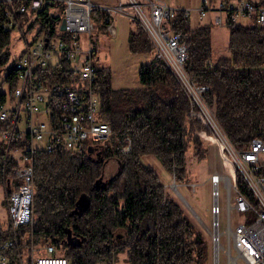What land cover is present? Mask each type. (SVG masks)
<instances>
[{"label":"trees","instance_id":"16d2710c","mask_svg":"<svg viewBox=\"0 0 264 264\" xmlns=\"http://www.w3.org/2000/svg\"><path fill=\"white\" fill-rule=\"evenodd\" d=\"M35 11L29 27L39 22L41 29L52 32L58 15L52 14L47 3ZM107 16L100 7L91 10L99 29L106 27ZM6 18L5 1L0 0V72L12 29L3 28ZM170 21L186 43L185 72L205 86L201 98L214 108L215 119L230 141L244 148L254 137L264 140V67L257 66L264 58V25L253 20L231 22L230 55L214 59L210 23L192 26L190 16L182 11ZM129 49L154 50L138 22L130 32ZM6 69L3 80L11 89L17 81L14 64ZM43 70L50 80L74 84L63 58L55 71L49 65ZM96 73L93 88L100 97L99 118L111 124L115 139L102 144L100 156L88 147L83 152L38 149L32 153V220L18 227L17 242L8 247V253L16 258L23 248L47 237L70 264H113L120 252H126L127 264H206L204 233L166 193L156 170L142 161L143 155L153 154L176 180H187V150L192 148L197 159L205 158L208 151L201 134L208 128L197 113L199 105L158 59L140 64L141 86L133 89L114 88L106 65H97ZM48 104V115H52V102ZM125 135L131 139L127 152L121 150ZM110 160L116 161V168L107 175L105 164ZM17 166L7 146L0 144V183L13 178L16 185ZM257 173L264 175V160ZM236 183L257 206L254 192L239 171ZM247 216L252 218V211ZM11 235L0 228V240Z\"/></svg>","mask_w":264,"mask_h":264},{"label":"built area","instance_id":"2783aa9c","mask_svg":"<svg viewBox=\"0 0 264 264\" xmlns=\"http://www.w3.org/2000/svg\"><path fill=\"white\" fill-rule=\"evenodd\" d=\"M4 1L7 18L1 24L5 29L17 24L21 28L22 13L32 12L44 3L48 7L49 4L60 5L61 13L51 10L53 15H58L52 32L39 27L34 43L27 41L23 53L14 63L16 85L8 88L7 92H0V144L7 146V153L13 149L23 155V160H15L18 163L15 169L17 184L7 193V230L12 235L0 240V264H70L68 257L47 237L23 248L16 258L8 253V247L17 242L18 227L32 220V153L38 149L83 152L93 143L104 144L115 139L111 124L99 118L100 97L93 88L97 75L95 57L98 40L92 32L91 10L99 6L91 0ZM102 9L108 13L106 29L109 34H113L110 23L112 11L128 14L148 35L155 57L169 68H177L179 76L183 73L187 75L184 69L186 43L181 33L172 28L170 20L178 11L190 15V8L175 6L164 0H119L116 7ZM211 9L216 12L212 19L216 25L228 27L238 16L264 25V2L261 0H219L216 4L211 0H202L200 16ZM61 58L69 63L74 84L50 80L45 72H41L47 65L55 71ZM195 85L201 97L205 86ZM44 102H52V115H45ZM197 113L258 201V205L254 206L231 175L212 172L210 180L214 203L209 232L215 247L214 262L218 264V249L222 246L220 239L224 234L227 241V247L223 248L226 264H264V175L257 173L260 156L264 153V140L254 137L246 147L237 148L219 124L215 126L206 122L205 110L200 108ZM130 146L131 139L125 135L121 150L127 152ZM220 183L226 189L227 206L226 227L222 232L219 231ZM248 211L253 213L250 219ZM234 212L237 215L235 220Z\"/></svg>","mask_w":264,"mask_h":264},{"label":"rangeland","instance_id":"374dc122","mask_svg":"<svg viewBox=\"0 0 264 264\" xmlns=\"http://www.w3.org/2000/svg\"><path fill=\"white\" fill-rule=\"evenodd\" d=\"M95 3L94 0H91ZM104 3H108V0H103ZM115 3L117 0H114ZM172 5H181L185 8H190V19L192 23L202 22L207 18H211L214 12H210L204 18H198L199 7L202 4V0H164ZM215 4L219 0H211ZM97 3V2H96ZM109 5V4H108ZM49 9L57 13H61L60 5L49 4ZM126 16H125V15ZM37 16L36 11H28L26 14H22L21 28L18 24L11 29L10 40L4 49V52L8 55L7 60L1 67L0 72V92H7L9 84L3 80V75L6 72L8 65L14 64L17 58L23 53L26 47L27 41L34 43L38 37L37 31L40 27L39 22H36L31 27L29 24ZM247 17L238 16L236 22L246 24ZM93 26L96 25L95 20H92ZM137 21L128 14L122 12L112 11L111 13V25L113 34L108 35L106 31L95 28L93 33L98 37V50L95 61L98 64L108 66L111 71V84L114 88H137L141 86L138 79V68L140 64L153 59L156 61L155 52H133L129 49V35L132 29L135 28ZM119 33H118V31ZM24 31V35L22 34ZM228 35L229 29L224 25H216L213 22L210 23V36L212 57L229 56L230 50L228 47ZM152 53L154 55H152ZM264 67V58L257 65ZM182 85L185 86L188 93L194 97L202 110H205V119L208 124L212 123L217 126L219 124L214 115V108L208 107L200 97V92L195 83L191 82L189 77L183 73L179 76ZM43 117V116H42ZM217 123V124H216ZM220 125V124H219ZM203 140L207 145V155L203 159H197L193 153L192 148H189L186 152V166L188 169V179L185 181L176 180L172 173L163 167L159 159L153 154H146L142 156V161L145 164L152 166L159 174L161 181L164 183L166 193L174 198L184 209L191 221L204 233L205 239L208 244V256L206 264H215V247L211 234L209 232L212 229L213 220V184L210 180L211 173L216 170L220 173H226L232 176L233 180H236V168L228 158L220 145L213 139L209 130L201 132ZM8 156L14 160H23L21 152H17L13 149L8 151ZM260 160H264V153L261 154ZM116 168V161L110 160L105 164L104 172L110 175ZM7 212V197L0 185V223L4 222ZM234 220L237 218L235 212L233 213ZM227 219V206H226V189L222 183L219 185V231H223L226 227ZM221 247L218 249V264H226V254L223 248L227 247V241L224 234L221 235ZM234 254V251H231ZM97 264H103L97 263ZM113 264H127L126 252H120L118 259Z\"/></svg>","mask_w":264,"mask_h":264},{"label":"crops","instance_id":"0c3cea01","mask_svg":"<svg viewBox=\"0 0 264 264\" xmlns=\"http://www.w3.org/2000/svg\"><path fill=\"white\" fill-rule=\"evenodd\" d=\"M94 2L95 3H93V4H95L96 6H99L100 8H103V7H106V6H110V7H116L118 4H119V0H117V2L115 3V1L114 0H108L107 2L108 3H104L105 1H103V0H94ZM97 2V3H96ZM109 4V5H108ZM176 6H181V5H176ZM182 7V6H181ZM212 10V9H211ZM213 12H214V14L212 15V17L211 18H207L206 20H204V21H202V22H197V23H192V21H191V25L192 26H196V25H198V24H201V23H211L212 22V19H213V17H214V15L216 14V12H215V10H212ZM210 12V10L208 11V12H206L205 13V15H203V16H200V14H199V12H198V18H204L205 16H207V14ZM191 14V13H190ZM125 15V14H124ZM126 16V15H125ZM190 16V15H189ZM244 17V16H243ZM249 20V19H248ZM110 23H111V17H110ZM248 23H251V21H249ZM95 28H97V29H99L98 28V26L97 25H94L93 26V30L95 29ZM103 31H106V33L108 34V35H110L108 32H107V29H106V27L104 28V29H102ZM118 31V30H117ZM93 32V31H92ZM118 33H119V31H118ZM93 35H94V33H93ZM94 37L98 40V37L97 36H95L94 35ZM97 50H98V44H97ZM97 50H96V56H97ZM152 55H154L153 53H152ZM218 57V56H217ZM217 57H213L214 59L215 58H217ZM220 57V56H219ZM149 60H151V59H149ZM97 63V62H96ZM97 65H100V64H98L97 63ZM5 74V73H4ZM3 79V78H2ZM17 152H20V151H17ZM214 171H216V170H214ZM213 171V172H214ZM212 174V173H211ZM13 178H10V179H7L6 180V182L5 183H0V185H2V188H3V190H4V192H5V194H6V197H7V193L12 189V188H14V186H15V183L13 182ZM0 228L1 229H4V230H7V228H8V212H6V217H5V219H4V222H2V224L0 223Z\"/></svg>","mask_w":264,"mask_h":264},{"label":"flooded vegetation","instance_id":"af4514ba","mask_svg":"<svg viewBox=\"0 0 264 264\" xmlns=\"http://www.w3.org/2000/svg\"><path fill=\"white\" fill-rule=\"evenodd\" d=\"M89 151L93 152L95 155L100 156L102 154V143L98 142V143H93L91 145V148L89 149Z\"/></svg>","mask_w":264,"mask_h":264},{"label":"bare ground","instance_id":"6f19581e","mask_svg":"<svg viewBox=\"0 0 264 264\" xmlns=\"http://www.w3.org/2000/svg\"><path fill=\"white\" fill-rule=\"evenodd\" d=\"M170 69L179 79V71L177 70V68H170ZM44 112L45 115H48L50 113V105L48 104V102H44Z\"/></svg>","mask_w":264,"mask_h":264},{"label":"water","instance_id":"95a60500","mask_svg":"<svg viewBox=\"0 0 264 264\" xmlns=\"http://www.w3.org/2000/svg\"><path fill=\"white\" fill-rule=\"evenodd\" d=\"M61 27L64 28V24H61ZM90 148H91V146L88 147V149H90Z\"/></svg>","mask_w":264,"mask_h":264}]
</instances>
